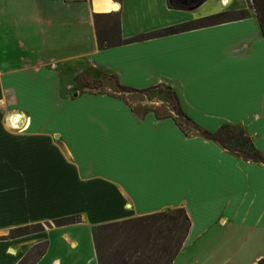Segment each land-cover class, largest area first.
<instances>
[{"label": "crops", "instance_id": "0c3cea01", "mask_svg": "<svg viewBox=\"0 0 264 264\" xmlns=\"http://www.w3.org/2000/svg\"><path fill=\"white\" fill-rule=\"evenodd\" d=\"M95 15L116 16L125 41L219 15L244 18L100 50ZM259 18L264 0H0V108L21 117L24 132L0 143V162L13 163L0 175L12 172L15 189L14 205H0V264H97L95 227L178 208L191 228L172 264L200 237L192 238L199 220L203 232L242 226L238 248L264 242L263 164L185 136L172 112L139 114L119 95H92L77 82L105 75L137 91L170 88L201 131L241 128L264 157ZM73 216L77 224L7 238Z\"/></svg>", "mask_w": 264, "mask_h": 264}, {"label": "trees", "instance_id": "16d2710c", "mask_svg": "<svg viewBox=\"0 0 264 264\" xmlns=\"http://www.w3.org/2000/svg\"><path fill=\"white\" fill-rule=\"evenodd\" d=\"M243 18L244 16L242 15L235 17L219 15L167 28L128 41L122 40L120 37L119 20L116 16L95 15L94 24L97 47L102 50L146 39L175 35L225 22L238 21ZM101 19H107L108 22L104 27L99 28L98 21ZM259 21L264 37V20L259 18ZM109 78L113 80L115 87L121 94H145L153 89L162 90L160 87H155L137 91L123 87L114 78ZM163 89L172 101L171 112L174 118H169L173 119L185 136H188L189 133H197L202 138L219 146L222 150L244 161L264 165V157L255 150L250 138L243 129L234 126H222L215 133L201 131L182 112L175 92L170 88ZM78 221V216H73L57 219L52 221V223L58 228L77 224ZM190 228V219L185 210L181 208L99 225L93 231V246L97 264H172L183 247ZM41 230L42 226L39 224L24 226L11 230L7 238H21L38 233ZM257 264H264V258L259 260Z\"/></svg>", "mask_w": 264, "mask_h": 264}, {"label": "rangeland", "instance_id": "374dc122", "mask_svg": "<svg viewBox=\"0 0 264 264\" xmlns=\"http://www.w3.org/2000/svg\"><path fill=\"white\" fill-rule=\"evenodd\" d=\"M77 82L81 85V89L83 88L86 93L92 95L98 93H115L116 95H119V99L123 100L126 104L133 106L139 111V114H142L144 111L153 110V112H156L155 115L157 118L172 117L170 114L172 101L166 92H164L163 88H160L162 90L153 89L145 94H121L115 87L113 80L105 75H101L99 79H95L93 75H86L83 78H78ZM95 107L96 106H94V108ZM80 108H85L83 110H89L84 103L81 104ZM74 116H76V113L72 114V122L77 121L74 119ZM21 120L22 118L19 116L7 115L3 113L0 108V143L4 141L5 143L12 144L13 137L16 134L20 135L24 133L23 131H19L21 129ZM17 125H19V127H17ZM30 138L35 145H41V141H39L38 137L30 136ZM30 138L28 139L29 141ZM25 140L26 138H23V143H25ZM24 147L25 146L23 145V148ZM36 149L42 151V149ZM3 168L12 170L13 163H8V161L7 163L4 161L3 163L0 162V170ZM1 176L2 175H0V205H14L15 189L12 185L13 173L11 172L10 176ZM197 212H199V214L203 217L208 214L206 208ZM199 221L200 222L195 226L194 236L192 238L197 235H200V237L192 244L193 246L191 245L192 247L190 246L191 248L185 252V260L182 261V258L179 259L180 264H251L256 254H264V242H259L258 238L252 240L247 237L248 247L238 248L242 239L246 237L242 226L238 224H230L223 227L217 225L215 227H209L206 232H203V228L207 225L204 224V222H201V220ZM52 226H54L53 223H46L42 226V230L45 228H51ZM3 237L4 235H0V239H4ZM123 244L125 245V243Z\"/></svg>", "mask_w": 264, "mask_h": 264}, {"label": "bare ground", "instance_id": "6f19581e", "mask_svg": "<svg viewBox=\"0 0 264 264\" xmlns=\"http://www.w3.org/2000/svg\"><path fill=\"white\" fill-rule=\"evenodd\" d=\"M223 4H226V0H221ZM118 7L116 5L113 6L112 10L117 11ZM14 122V121H13Z\"/></svg>", "mask_w": 264, "mask_h": 264}]
</instances>
